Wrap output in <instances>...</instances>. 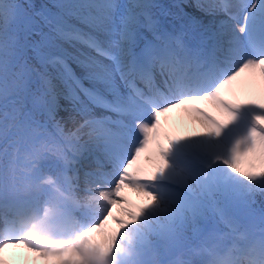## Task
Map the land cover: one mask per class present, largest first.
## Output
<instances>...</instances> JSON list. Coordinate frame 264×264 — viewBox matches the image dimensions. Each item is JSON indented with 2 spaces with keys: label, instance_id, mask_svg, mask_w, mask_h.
<instances>
[{
  "label": "snow or ice",
  "instance_id": "obj_1",
  "mask_svg": "<svg viewBox=\"0 0 264 264\" xmlns=\"http://www.w3.org/2000/svg\"><path fill=\"white\" fill-rule=\"evenodd\" d=\"M54 8L34 11L0 0V221L12 215L22 230L0 239V264L19 248L51 264H173L154 257L182 246L185 230L209 217L232 223L245 213L264 225V208H255L256 196H264V0H241L238 14L200 0L195 8L202 15L170 13L151 0H58ZM218 11L227 21L217 23ZM29 40L44 71L26 58ZM49 46L62 55L49 58L42 51ZM245 76L259 81L261 99L225 95ZM54 79L67 89L72 113L84 117L79 127L75 115L59 112ZM177 109L198 125L195 131H162L161 117ZM245 109L253 110L247 132L228 143L226 133ZM37 113L55 124V136ZM65 121L76 131H65ZM9 143L16 144L11 153ZM21 145L32 157L27 176L20 172ZM48 154L62 162L54 176L36 165ZM89 156L97 167L83 172L81 188L76 164ZM241 158H248V170ZM126 189L149 202L133 205ZM110 223L118 227L109 230ZM200 255L198 264H264V227L247 259L215 250Z\"/></svg>",
  "mask_w": 264,
  "mask_h": 264
},
{
  "label": "rangeland",
  "instance_id": "obj_2",
  "mask_svg": "<svg viewBox=\"0 0 264 264\" xmlns=\"http://www.w3.org/2000/svg\"><path fill=\"white\" fill-rule=\"evenodd\" d=\"M155 1H157L158 5H160L162 8H164L167 12H170V13H177L178 11H181L184 13H191L189 10L184 9V7L181 9L176 8V5L182 4L181 1L183 0H180V1L179 0H155ZM186 1H188L189 5L195 8L196 0H186ZM224 1H229V8L232 7V12H234V14L239 13V4L241 3V0H222L221 3H224ZM15 2L19 3L21 7L24 9L31 8L34 11L42 10V9L47 10V11H55L54 5L58 3V0H15ZM118 2L122 4H128L132 2V0H118ZM200 2L203 4H213L217 6L221 4L220 0H200ZM169 18H174V17H169ZM18 35L21 38V42L24 43L23 41V36H24L23 21L19 22ZM33 39H38V37H34ZM32 42L33 40H29L25 44L26 58L29 61L31 67L36 68L38 71H44L45 66H42L40 64V61L36 55V52L33 51V49L30 46ZM62 47L66 49L68 52H73L74 54L77 52L76 48H72L67 44H63ZM50 50L57 51L60 55H62V53L55 46H49V47L42 49V51L47 56H49V54L52 53V51ZM79 50L82 52H86L88 55L94 56L97 59H102L105 64L111 63V62L106 61L102 57H99L94 51H91L87 48H80ZM72 66L74 67V69L76 68V65L73 64ZM46 70L51 76H55V67L53 65L51 64L47 65ZM53 82L56 83L57 85V92H58L57 99L60 105L59 112L63 114L67 111L75 115V118L76 120L79 121L80 125L84 124L85 122L84 117H82L80 114L72 113L71 102L65 99V96L67 95V91L64 90L63 84L55 79L53 80ZM85 83L87 84V86L85 85L86 87H92V85L89 82H85ZM225 95L228 98L233 99V100H248V99L259 100L261 99V86L258 80H253L250 77L245 76L241 78V81L238 82L236 86L230 87V89L226 90ZM81 99H84V98H82L81 96ZM84 100H85V103L87 104L88 101L86 99ZM24 103H25L26 108L30 107L27 100H25ZM207 106L209 107L210 112L217 115L218 118H222L221 114L216 109H214L210 105H207ZM92 111L97 114L99 111H102V110L99 107H92ZM252 111L253 110L251 109H245L243 111V114H242L243 118L241 119V121H239L236 125H234L233 128L229 130L228 134L226 133V137L228 138V143H232L234 142L236 138L242 137L243 135L246 134L247 127L251 120ZM177 113L179 116L181 115L180 110H178ZM100 114H105V113L102 112ZM37 118L45 126L49 134H52L54 136L56 135V127L54 123L49 122L41 113H37ZM68 123H71V122H68ZM161 125H162V131L164 132H168L171 134H174L176 132V128L170 125V121H167L163 117L161 118ZM62 127L64 128L65 131L68 130V127L66 125L62 124ZM187 129H188L187 134H190L193 132V129L192 130L191 128H187ZM176 134H178V131ZM14 135L15 134L10 136L9 140L14 139ZM85 139H87L86 136H85ZM13 146H14V143L8 144L9 153H11V151L14 150ZM2 147L3 146L0 145V148ZM14 147L16 148V144ZM23 149L25 153H29V151L27 150L26 145L20 146V157L23 158L24 160L23 163H25L29 161L28 160L29 157L21 153ZM224 154L226 155L227 152H225ZM50 155L51 154L47 155L48 160L42 158L40 161L39 160L38 161L41 162L42 160H45L50 163L51 161L50 158H52V156ZM90 159L91 157H88V160ZM77 162L78 163L76 164V167L80 169V172L77 173V175L82 178H83V172L88 171L86 169L87 167H90V168L94 167V166H91L90 164L87 167H85V165L82 164L81 160ZM53 163H56V162L53 161ZM46 164H44L45 167H46ZM36 165L38 166V163H36ZM20 166H21V162H20ZM60 166L61 164H59V161H58L57 165L50 164L49 165L50 169L44 168L42 169V171L50 175L52 174V172L59 171V169L61 168ZM240 167L244 170H248V158H241ZM20 169H21L20 172L22 174L23 172L28 170V167L25 166ZM103 170L106 172L109 169L104 168ZM52 175L54 176V174ZM71 175H72V172H71ZM78 184L81 188H83V180L78 182ZM134 194H136L137 202L135 203L132 202L133 205L139 207L149 202L148 198L142 196L140 193L134 192ZM238 214H240V216H238ZM8 217L13 219V216L11 215H9ZM235 217L242 218V221L239 220V222H236L237 218H235L232 223H227L223 220H220L218 217H215V218L209 217L205 222L201 223L197 227L187 228L185 230V234H184L185 238H184L182 246L175 248V249H171V248L168 249L166 257H162L159 254H157L154 258L158 261L161 259H167L169 261H172L173 264H176V262L184 261L183 259L178 258V255L180 254L187 255V253L189 252L188 255L184 259L186 260L191 259L192 261H194V264H198L199 260L204 258V256L200 255V253H204L205 251V248H203L204 246L206 247V249L215 250L218 253L226 252V253H231L233 255L239 252V258L241 259L242 257H241L239 250H241L242 254L246 253L247 250L250 249V245L253 242H256L260 239L261 228L264 227V225L261 224L258 217L255 219H251L245 213H237ZM112 225H114V228L118 227V225L114 223H112ZM103 239H104V236L101 242H103ZM196 245H199V248H197ZM198 249H200V251H198ZM194 252L197 254L193 255L192 253Z\"/></svg>",
  "mask_w": 264,
  "mask_h": 264
},
{
  "label": "bare ground",
  "instance_id": "obj_3",
  "mask_svg": "<svg viewBox=\"0 0 264 264\" xmlns=\"http://www.w3.org/2000/svg\"><path fill=\"white\" fill-rule=\"evenodd\" d=\"M151 2L157 4V1H155V0H151ZM181 2L184 5V9L189 10L191 13L202 15V13H200L198 9L189 5L188 1L183 0ZM219 6H227L229 8V1H224V3L219 4ZM230 9L232 11V7H230ZM232 13L234 14V12H232ZM227 19H228V16H227L226 12H224V11H218L217 12V23H219L220 21H227ZM190 70L195 71V68H192ZM64 90L67 91V89L65 87H64ZM201 106L206 107V109L208 111H210L209 107L207 105H201ZM178 110H180V109H177V110L169 113L167 116H163L164 119H166L167 121H170V125H172L173 127L176 128V132L174 133V135L187 134V132H188L187 128H191V130L193 129V131H195L197 129L198 125L190 118V116L188 114L184 113L182 110H180L181 115L179 116L177 113ZM62 124L66 125L68 127V129L71 128L72 131H76V128L73 127L72 123H68V121H65ZM79 125L80 124H77V127H79ZM177 131H178V134H176ZM81 135H83V132L81 133ZM21 153L27 155L29 157L28 160L32 159L31 154L25 153L24 149L22 150ZM89 157H91V156H89ZM52 160L54 162H56L57 164L59 161V164H61L60 167L62 168V162L56 156L52 155ZM86 160L89 161L90 163L94 162V165L96 164V159H94L93 157H91L90 160H88V158H86ZM23 161H24L23 158L20 157L21 165L23 164ZM145 166L146 167L148 166L146 162H145ZM125 194L128 195L129 199L132 200V202H134V203L137 202L136 201V194H134V191H132L130 189H126ZM0 223H3L5 226H8V225L16 226L18 229H21V222L14 216H13V219L10 217L7 218V224H5L2 221H0ZM108 228L110 230L114 229V225H112V223H110L108 225ZM11 233H13V232H11ZM102 238H103L102 234H97L96 235V242H101ZM0 239H3V237L0 236ZM196 247L199 248V245H196ZM198 251H200V249H198ZM188 253H187V255H188ZM187 255L180 254V255H178V258L186 260L184 258ZM6 256H7V259L9 261V264H51L50 261H46L42 258H39V257L35 256V254L28 252L27 249H24V248L10 249L8 251V253L6 254ZM196 259H198V258H196Z\"/></svg>",
  "mask_w": 264,
  "mask_h": 264
},
{
  "label": "trees",
  "instance_id": "obj_4",
  "mask_svg": "<svg viewBox=\"0 0 264 264\" xmlns=\"http://www.w3.org/2000/svg\"><path fill=\"white\" fill-rule=\"evenodd\" d=\"M255 208L260 210L264 208V196L257 195L255 198Z\"/></svg>",
  "mask_w": 264,
  "mask_h": 264
}]
</instances>
